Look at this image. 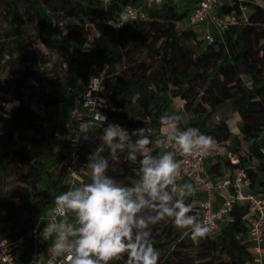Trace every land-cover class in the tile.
<instances>
[{
  "label": "trees",
  "instance_id": "obj_1",
  "mask_svg": "<svg viewBox=\"0 0 264 264\" xmlns=\"http://www.w3.org/2000/svg\"><path fill=\"white\" fill-rule=\"evenodd\" d=\"M21 2L36 15L41 45L61 58L65 66L63 75L54 69L50 72L47 88L42 87L37 96L34 91L23 95L26 83L38 78L29 72L36 55L25 41ZM138 2L112 0L105 14L96 0H0V7L13 24L7 38L0 37V74L12 66L19 75L13 81L19 105L7 112L0 103V240L14 243L22 239L31 247L29 234L38 229L41 218L54 206L55 196L68 187L66 151L53 143L42 117L30 109V104L56 108L63 84L77 88L93 68L102 79L106 104L102 115L106 119L102 117L97 126L89 128L84 145L87 163L88 155L102 144L103 129L109 123L119 124L130 133L144 127L153 142L157 141L162 136L160 116L167 113L181 117L175 108L178 100L182 111L190 114L185 123H180L181 129L198 128L221 143L226 156L237 159L233 164L223 154L213 155L206 167L207 175L215 179L243 170L248 182L245 191L264 197V6L239 0L221 5L220 16L238 13L240 6L245 7L247 23L230 26L221 38L215 37L207 44L195 26L177 28L189 10L169 3L146 9L145 19L127 22L117 32L106 25L107 16H116ZM65 21L70 23L63 32L58 24ZM87 26L95 30L90 39ZM195 41L206 45L194 52L190 43ZM143 54L150 62L141 59ZM198 97L200 102L195 103ZM226 103L240 119L241 139L232 135L226 120H212ZM151 151L157 154V150ZM103 155L109 160L108 175L124 184L135 181L138 161H127L126 152L113 157L105 149ZM51 157L57 158L55 170L47 167ZM87 171L85 182H90L91 170ZM199 199L194 192L186 201L198 220ZM247 214V206L233 204L229 222L220 224L214 235L197 238L193 244L189 230L175 239L167 256H159L158 264H252ZM157 229L167 235L173 231L157 224L151 226L153 245L160 252ZM125 261L126 257L113 264Z\"/></svg>",
  "mask_w": 264,
  "mask_h": 264
},
{
  "label": "clouds",
  "instance_id": "obj_2",
  "mask_svg": "<svg viewBox=\"0 0 264 264\" xmlns=\"http://www.w3.org/2000/svg\"><path fill=\"white\" fill-rule=\"evenodd\" d=\"M94 91H103V87L99 78L90 77L86 97L91 98L90 106L97 108L91 95ZM18 105V101L4 103L8 111ZM90 123L81 119L71 138L73 144L88 139ZM159 123L166 134L156 141L161 149L156 155L149 147L153 139L146 128L130 133L115 123L104 127L102 144L87 157L90 182L72 185L55 196L48 213L42 233L45 239L54 237L51 252L55 257H64L68 264H113L125 257V264H158L160 252L153 245L151 226L168 219L178 229H191L193 239L204 238L212 231L191 214L192 205L186 201L195 189L192 183L177 182L181 165L175 156L177 152L191 156L209 150L213 138L198 128L181 129V117L176 114H162ZM105 149L113 157L126 152L127 161L139 162L133 183L118 182L107 174Z\"/></svg>",
  "mask_w": 264,
  "mask_h": 264
},
{
  "label": "built area",
  "instance_id": "obj_3",
  "mask_svg": "<svg viewBox=\"0 0 264 264\" xmlns=\"http://www.w3.org/2000/svg\"><path fill=\"white\" fill-rule=\"evenodd\" d=\"M96 1L103 8L104 13L108 14L112 0ZM168 2L169 0H159V2L157 0H145V5L148 8H157L168 4ZM218 2L219 0H196L194 8L187 16L186 24L181 29L201 26L205 29L202 38L207 44H211L214 42L215 37L221 38L230 26L247 23L248 14L245 7L240 6L238 13L220 16L216 10ZM254 3L264 6V0H257ZM145 18L146 9L144 6L135 5L125 7L116 16H107L105 23L111 30L117 32L127 22L143 20ZM95 71V68H93L92 73L88 75L87 79L79 84V89L78 87L66 88L72 99V106L63 123V127L67 133L64 141L67 190L72 185L85 182L88 169L86 167L87 161L84 158L85 140L81 139L78 144H73L71 138L75 137L81 119L91 121L90 128L95 127L102 119L101 115L106 108L104 89L103 91L91 93L92 98L97 102V108L90 106L91 98L86 97L89 91L90 77L99 78L102 85V79L95 74ZM86 99L89 101L87 104ZM261 138H264V131L261 132ZM221 146V143L213 139V145L209 150L196 151L191 156H183L177 152L175 159L181 165L177 181L184 180L193 184L194 192L200 196L198 201L199 221L211 227L212 231L208 234L210 236L217 232L220 224L229 222V211L232 209L233 204L237 203L240 206H247V241L250 244L252 264H264V248H262V244H264V197L245 191L248 182L243 170H235L233 173L227 172L222 177L215 179L207 175L206 167L212 156L224 153ZM261 153L264 154V149L261 150ZM227 157L231 163L235 164L237 162V159L233 158L230 154ZM218 193L223 195V200L219 208L214 209L213 203ZM48 219L49 217L47 218V222ZM37 234V229H34L29 234L32 242L37 241ZM16 242L11 243L4 239L0 240V264H18L17 255L14 251V244ZM52 245L53 241L45 258H42L37 252L32 251L28 255L25 264H49V261L52 264H68L64 257H55L52 254Z\"/></svg>",
  "mask_w": 264,
  "mask_h": 264
},
{
  "label": "rangeland",
  "instance_id": "obj_4",
  "mask_svg": "<svg viewBox=\"0 0 264 264\" xmlns=\"http://www.w3.org/2000/svg\"><path fill=\"white\" fill-rule=\"evenodd\" d=\"M19 9L23 18L26 44L29 48L35 50L34 54L36 55V60L29 72L30 74H32V76L38 78V80L36 81L31 80L26 83V86L23 89V95L26 96L31 91H34L37 96V93L38 94L41 93L43 88H47V81L50 78V72H52V70L54 69L56 71H59L63 75L65 66L61 64L62 61L61 58H58L53 54V52L47 50L43 45H41L38 38L36 15L28 9L26 3L21 2L19 4ZM186 20H187V15L181 21V23L177 25V28L181 29L186 24ZM69 23L70 21L61 22L58 24V26L63 32H65L66 31L65 26ZM12 28H13V24L11 22V18L7 16L4 8L0 7V37L7 38L6 36H8ZM195 29L198 31V35L202 37L204 29L201 26H195ZM86 31H87V37L89 39L95 35L94 28L90 26L86 27ZM211 33L213 32L211 31ZM190 45L193 46V51L197 52L199 49L204 48L206 43L204 41H201V43H197L195 41L190 43ZM141 59H148V57L146 54H143L141 56ZM148 61L150 62L149 59ZM18 76L19 75L16 68L12 66H7L0 74V100L3 102V105L4 103H11L13 101H17L13 93V81ZM64 94H66L65 84H63L60 93V99H61L60 104L56 108H44L41 104L35 102H32L30 104V109L33 112L38 113L42 117L44 129L46 130L47 133L51 135L53 143L57 144V146L59 147L60 144L63 142L62 141L63 132L61 130L62 127L61 122L65 115L64 111L66 106L61 102L64 98ZM198 102H200L199 97L195 99V103ZM179 104L181 103L178 100H175V108L177 110H180L181 112V122L185 123L188 117L190 116V114L182 111V109L179 108L178 106ZM5 110L8 112L7 109ZM220 119L226 120L232 135L238 136L239 139H241V135L239 133L240 119L230 103H226L222 107H220L218 112L212 118L214 122H217ZM241 146L243 149H246L247 145L244 142H242ZM150 149L157 150V153L161 152V149L156 143V141L152 143ZM223 156H222L223 158H227V156L224 153ZM211 161L212 159H210L209 162ZM47 167L55 170L57 168V158L51 157L47 161ZM87 174L88 171L86 172V175ZM180 182L184 183L186 181L183 180ZM3 190H6V187H4ZM193 204H196V202H194ZM2 207L3 206L0 205V210L2 209ZM191 214H195V213L192 212ZM157 225L159 226V228L165 227L173 231L172 235H167L166 233H161L160 232L161 229H157L156 234H160L161 236L159 240L160 256L161 255L167 256L168 253L172 250V246L175 243V239L177 237H181V238L184 237L186 235L185 233L191 230V229H178L174 227L171 220L168 219L159 222ZM181 231H184V234H180ZM192 241L193 244L197 243V239L192 238Z\"/></svg>",
  "mask_w": 264,
  "mask_h": 264
},
{
  "label": "crops",
  "instance_id": "obj_5",
  "mask_svg": "<svg viewBox=\"0 0 264 264\" xmlns=\"http://www.w3.org/2000/svg\"><path fill=\"white\" fill-rule=\"evenodd\" d=\"M239 1H245V0H239ZM246 1H252L255 2L257 0H246ZM169 4L175 5L176 8L180 9V10H184V9H188L189 12L194 8L196 0H169L168 2ZM223 4H230V0H219L217 6H216V10L218 11L220 6ZM137 6H144L145 9H148V7L145 5V0H139ZM188 12V14H189ZM187 14V16H188ZM203 28V27H202ZM204 29V28H203ZM205 31V29L203 30ZM80 88V85L78 86V89ZM62 104H64L66 106L65 108V115L64 118L62 120V127L61 130L63 132V139H62V143L60 144L61 147L64 148V141H65V136H66V130L63 128V123L64 120L72 106V99H71V95L66 91V94H64V98L61 102ZM180 108V106H179ZM161 131V135L166 134V129H163L162 127L160 128ZM223 200V195L221 193H218L216 195L215 201L213 203V207L214 209L219 208L221 202ZM50 210V209H49ZM48 210V211H49ZM48 211L46 212V214L42 217L38 229H37V241L36 242H32L31 247L27 246V244L23 243V240L21 239L20 241L16 242L14 244V251L17 255V263L18 264H25V261L28 257V255L32 252L35 251L37 252L42 258H45L47 256L48 250L50 248V245L54 239V237L52 239H45L44 234L42 233L43 228L46 226L47 224V218H48Z\"/></svg>",
  "mask_w": 264,
  "mask_h": 264
}]
</instances>
